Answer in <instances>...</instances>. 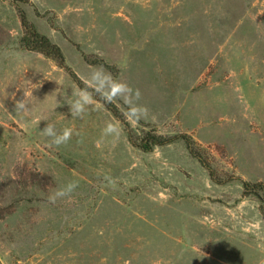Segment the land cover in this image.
Instances as JSON below:
<instances>
[{"label":"rangeland","instance_id":"374dc122","mask_svg":"<svg viewBox=\"0 0 264 264\" xmlns=\"http://www.w3.org/2000/svg\"><path fill=\"white\" fill-rule=\"evenodd\" d=\"M22 14L69 69L20 44ZM100 65L140 89L148 121L99 98L71 117ZM47 122L68 143L49 146ZM150 129L189 135L222 181L180 137L148 151L128 137ZM244 181L264 185V0H0L1 264H264V200Z\"/></svg>","mask_w":264,"mask_h":264},{"label":"clouds","instance_id":"9594fccd","mask_svg":"<svg viewBox=\"0 0 264 264\" xmlns=\"http://www.w3.org/2000/svg\"><path fill=\"white\" fill-rule=\"evenodd\" d=\"M34 88L36 87L30 88L27 92L24 91L23 99L14 100L15 111L28 110L25 96H33L32 89ZM11 96L14 97L15 94L12 93ZM72 96L73 99L64 102L69 106L71 117L83 118L88 108L99 98L105 105L120 103L125 108V114L130 121L139 123L150 119V109L146 104L142 103L140 89L134 88L126 80L113 76L103 65L91 69L85 78L84 87H77ZM59 104L57 102L54 109ZM41 120L47 121V118H38L35 121L36 126ZM120 131L117 122L108 121L104 126L103 134L119 138ZM41 132L45 137L49 138V146L59 147L68 143L73 136L74 130L71 127H63L58 130L55 124L47 122ZM76 134L79 135V133ZM78 186L79 181L76 179L65 181L48 196L49 203L55 204L59 199L70 197Z\"/></svg>","mask_w":264,"mask_h":264},{"label":"trees","instance_id":"16d2710c","mask_svg":"<svg viewBox=\"0 0 264 264\" xmlns=\"http://www.w3.org/2000/svg\"><path fill=\"white\" fill-rule=\"evenodd\" d=\"M21 24L23 27V35L20 38V44L31 50L39 51L46 56H49L53 59H55L61 66L69 69L64 61V56L61 51V48L53 43L46 35L38 32L34 25L29 22L24 14L21 16ZM70 75L74 77L75 74L71 71ZM79 87H83L81 85V80L77 79ZM105 105V104H104ZM108 110L112 112V114L122 120V112L118 108V106L115 103L112 104H106L105 105ZM128 137L130 141L137 147H139L142 150L148 151L151 150L154 145H163L165 143H169L173 139L179 138L182 139L185 143V146L193 157H195L200 164L206 168L208 171V174L210 175V178L216 182H221L222 180L218 178L214 174L213 168L210 166L208 161L206 160V157L201 152L200 148L198 146L194 145V141H192L191 137L187 135L186 133H181L179 135L173 136V137H165L160 134L154 133L151 129L144 131L141 135L134 136L130 133H128ZM243 193L244 194H255L260 197V195L263 197L262 200H264V185L262 183H249L247 181L243 182Z\"/></svg>","mask_w":264,"mask_h":264},{"label":"water","instance_id":"95a60500","mask_svg":"<svg viewBox=\"0 0 264 264\" xmlns=\"http://www.w3.org/2000/svg\"><path fill=\"white\" fill-rule=\"evenodd\" d=\"M1 264V263H0Z\"/></svg>","mask_w":264,"mask_h":264}]
</instances>
